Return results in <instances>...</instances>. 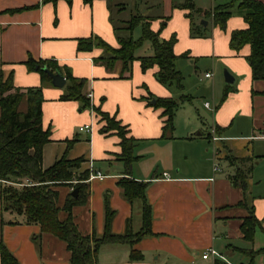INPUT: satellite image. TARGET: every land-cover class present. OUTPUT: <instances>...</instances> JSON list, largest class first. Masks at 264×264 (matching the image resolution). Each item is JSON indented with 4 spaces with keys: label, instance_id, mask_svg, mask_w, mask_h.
I'll list each match as a JSON object with an SVG mask.
<instances>
[{
    "label": "crops",
    "instance_id": "obj_1",
    "mask_svg": "<svg viewBox=\"0 0 264 264\" xmlns=\"http://www.w3.org/2000/svg\"><path fill=\"white\" fill-rule=\"evenodd\" d=\"M240 1L190 0L195 8L191 11L184 7L186 0H129L125 10L118 12L110 0L90 4L83 0L56 4L0 0V72L4 78L11 73L14 87L22 91L42 90L41 126L50 131V142L42 149V168H50L62 157L82 158L77 175L84 171L89 177L104 175L102 179L88 177L85 203L71 210L78 232L100 239L106 205L114 212L112 234L138 232L141 202H127L118 181L128 178L147 183L152 235L133 246H101L97 264H214L217 260L264 264L263 253L253 256L264 249V81L251 79L250 46L230 47L232 33L247 28ZM255 1L264 5V0ZM222 6L230 7L224 28L204 16ZM133 14L141 16L161 41L175 39L174 65L183 76L182 90L159 84L157 67L142 72L135 60L130 71L122 74L120 63L112 69L96 63L104 56L102 49L77 51L78 42L89 38L119 48L117 37L127 32L114 29L124 28ZM152 55L149 42L135 52L136 58ZM30 59L54 61L63 73L85 80L83 94H91L92 106L127 127L128 136L135 140L133 156L137 158L129 171L117 159L119 138L99 132L103 123L92 110H81L78 102L60 101L62 89L28 71L25 62ZM224 71L235 78L234 84L224 82ZM149 94L173 100L190 97L175 111L171 139H161L163 110L148 104ZM84 126L91 131L80 132ZM237 171L245 174L243 189L232 184ZM57 190L61 208L73 189ZM250 215L257 222L252 239L247 240L241 226ZM65 218L60 211L59 219ZM4 219L13 218L5 214ZM0 239L19 264H70L66 245L42 233L38 225H0ZM210 248L219 258L203 260L202 254ZM132 250L142 255L140 261H131Z\"/></svg>",
    "mask_w": 264,
    "mask_h": 264
},
{
    "label": "trees",
    "instance_id": "obj_2",
    "mask_svg": "<svg viewBox=\"0 0 264 264\" xmlns=\"http://www.w3.org/2000/svg\"><path fill=\"white\" fill-rule=\"evenodd\" d=\"M60 0H42V3L56 4ZM70 3L71 0H63ZM90 4L92 0H83ZM118 12L125 10V2L129 0H110ZM239 1V0H235ZM184 7L194 11V5L186 0ZM229 6L217 7L211 13H204L205 18H212L214 25L224 28L227 19L230 17ZM239 8L246 11L244 21L247 28L232 33L230 47L239 50L244 45L250 46V55L247 63L251 70L253 81H264V5L255 0H241ZM141 25V36L133 39L132 33L136 27ZM123 29L126 36H118L119 48L113 49L98 38L80 40L77 45L78 52H90L94 48H100L104 56L97 59L108 69H112L117 63L121 64V73L129 72L132 63L137 60L140 63L142 72L157 67V81L166 88L176 87L182 90L183 76L175 69L177 57L173 54L175 39L161 41L157 33H153L149 24L139 15H134L126 22L124 28H115V32ZM194 36V32L191 31ZM149 42L153 50L150 57L136 58L135 52ZM25 66L30 72L40 75L41 81L51 85L48 73H60L65 77L66 85L60 101H74L80 104L81 110H92L103 126L100 133L114 134L119 138L120 154L117 159L125 164L126 171H129L133 161L135 140L128 136L127 127L123 126L115 117L101 111L100 108L92 106L90 100L83 94V87L86 83L83 79L73 78L67 71L62 69L54 61L34 62L28 60ZM63 73V74H62ZM52 86V85H51ZM155 100V104L151 101ZM189 96H181L178 100L155 98L149 94V102L153 108L162 109V118H165L162 127L161 139H171L173 132V117L178 107L189 102ZM43 103L41 88H30L22 91L13 85L12 74L4 78L0 72V201L1 215L0 225L24 223L26 225H38L44 234H50L65 245L70 253V264H97V255L101 246L130 245L138 243L151 232V207L146 199L147 183L136 182L123 178L118 181L124 199L133 203L141 202V229L133 233L127 230L123 235H114L110 231L111 220L114 212L106 205L104 232L100 239L95 236L81 235L71 216L73 207L85 203L88 192L87 180L89 173L84 171L76 174L81 167L83 159L67 160L62 157L50 168H42V149L50 142L49 129L43 131L42 110ZM23 105L22 109L20 106ZM76 140L68 142L69 146ZM233 186H245V174L237 171L231 179ZM74 183V184H73ZM59 187H72L77 190L76 196L69 193L61 208L57 202L59 198ZM72 190V191H73ZM71 191V192H72ZM60 211L66 214L64 220L59 219ZM12 218L5 222L4 215ZM19 218V220H18ZM13 220V221H12ZM255 217L250 215L241 226L244 237L251 240L253 237V224ZM264 254V249L253 254ZM131 261H140L142 255L132 250ZM0 264H19L17 259L7 249L0 239ZM214 264H225L222 261H215Z\"/></svg>",
    "mask_w": 264,
    "mask_h": 264
},
{
    "label": "water",
    "instance_id": "obj_3",
    "mask_svg": "<svg viewBox=\"0 0 264 264\" xmlns=\"http://www.w3.org/2000/svg\"><path fill=\"white\" fill-rule=\"evenodd\" d=\"M203 25L205 26L206 23L204 22ZM48 75H49V78L51 80V85L54 88H58V89L64 88V86L66 85V80H65V77L63 75H61L60 73H55V74L48 73ZM223 78H224V82L226 84L232 85L235 83V78H233L227 71L223 72ZM151 103L155 104V100H152ZM76 193H77V190H73L71 192V195L75 197Z\"/></svg>",
    "mask_w": 264,
    "mask_h": 264
},
{
    "label": "built area",
    "instance_id": "obj_4",
    "mask_svg": "<svg viewBox=\"0 0 264 264\" xmlns=\"http://www.w3.org/2000/svg\"><path fill=\"white\" fill-rule=\"evenodd\" d=\"M205 77H206V78H207V77H210V74H206ZM86 97H87V98L90 100V102H91V94H87ZM205 107L208 108V104H206ZM79 131H80V132H86V133H89V132L91 131V128H90L89 126H84V127H81V128L79 129ZM217 140H218V138L213 137V141H217ZM92 165H93V163H92V162H89V167H90L91 169H92ZM214 170H217V168H215ZM164 176H166V174H164ZM89 178H90V180H91V179H102V178H104V175L99 174V173H95V174H92ZM201 258H202L203 260H207V259H209V258H211V259H215V258H219V255H218V253H217L214 249L210 248V249L206 250V251L202 254Z\"/></svg>",
    "mask_w": 264,
    "mask_h": 264
},
{
    "label": "rangeland",
    "instance_id": "obj_5",
    "mask_svg": "<svg viewBox=\"0 0 264 264\" xmlns=\"http://www.w3.org/2000/svg\"><path fill=\"white\" fill-rule=\"evenodd\" d=\"M140 1H142V0H139V3H140ZM137 3H138V2H137ZM129 12H130V11H129ZM133 15H134V14H133ZM120 25H121V23H120ZM124 27H125V26H124ZM121 32H123V31H121ZM140 36H141V29H140V26H138V27L135 28V30H134V32H133V37H134V39L136 40V39L140 38ZM142 50H143V49L139 50L140 53H138V55H142V54H141V53H143ZM62 92H64V89H62ZM175 99H176V98H175ZM22 107H23V105L20 106L21 109H22ZM254 247H255V248H258L259 246L255 245Z\"/></svg>",
    "mask_w": 264,
    "mask_h": 264
}]
</instances>
